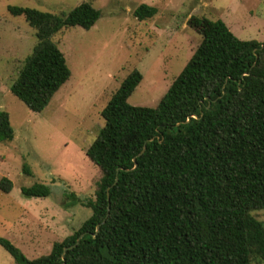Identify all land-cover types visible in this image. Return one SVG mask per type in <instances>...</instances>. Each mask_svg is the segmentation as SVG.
I'll return each instance as SVG.
<instances>
[{
	"label": "trees",
	"instance_id": "1",
	"mask_svg": "<svg viewBox=\"0 0 264 264\" xmlns=\"http://www.w3.org/2000/svg\"><path fill=\"white\" fill-rule=\"evenodd\" d=\"M8 11L36 38L10 90L41 112L71 75L54 36L89 30L100 11L90 2L63 15ZM156 13L141 4L133 14ZM190 22L202 40L158 105L128 103L143 79L134 69L102 110L86 150L101 174L95 198L68 195L91 209L89 218L32 260L0 237L16 264H264V223L252 214L264 210V43L238 39L221 20ZM13 139L0 111V144ZM12 188L0 180L4 193ZM22 193L43 198L50 189L36 183Z\"/></svg>",
	"mask_w": 264,
	"mask_h": 264
},
{
	"label": "rangeland",
	"instance_id": "2",
	"mask_svg": "<svg viewBox=\"0 0 264 264\" xmlns=\"http://www.w3.org/2000/svg\"><path fill=\"white\" fill-rule=\"evenodd\" d=\"M82 2L100 17L89 30L73 27L54 36L71 75L43 111L33 112L10 86L36 38L8 7L63 15ZM141 4L157 13L139 21L133 13ZM192 18L221 20L238 39L264 43V0H0V111L14 130V139L0 144V180L13 183L10 193L0 190V237L27 259L48 254L89 218L91 209L68 195L95 198L101 174L86 150L104 125L102 110L134 69L143 79L128 103L158 105L202 40ZM36 183L50 194L22 193ZM252 214L264 223V210ZM0 264H16L2 246Z\"/></svg>",
	"mask_w": 264,
	"mask_h": 264
},
{
	"label": "water",
	"instance_id": "3",
	"mask_svg": "<svg viewBox=\"0 0 264 264\" xmlns=\"http://www.w3.org/2000/svg\"><path fill=\"white\" fill-rule=\"evenodd\" d=\"M144 152V149L141 151V153L140 154H142ZM135 161V160H134ZM135 166H136V164H135ZM98 231H99V227H97V229H96V233H98ZM83 237V235H81L80 237H79V239L76 241V244H78V242H79V240L81 239ZM76 244L74 245V246H76ZM73 246V247H74ZM73 247H71V248H73Z\"/></svg>",
	"mask_w": 264,
	"mask_h": 264
}]
</instances>
